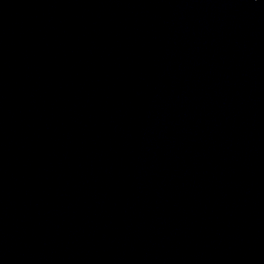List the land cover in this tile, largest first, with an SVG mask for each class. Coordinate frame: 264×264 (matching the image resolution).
<instances>
[{
	"label": "water",
	"instance_id": "obj_1",
	"mask_svg": "<svg viewBox=\"0 0 264 264\" xmlns=\"http://www.w3.org/2000/svg\"><path fill=\"white\" fill-rule=\"evenodd\" d=\"M0 264H264V0H0Z\"/></svg>",
	"mask_w": 264,
	"mask_h": 264
}]
</instances>
